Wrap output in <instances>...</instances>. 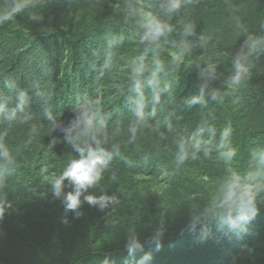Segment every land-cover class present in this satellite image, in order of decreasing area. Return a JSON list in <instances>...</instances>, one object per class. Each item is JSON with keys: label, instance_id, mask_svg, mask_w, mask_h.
Here are the masks:
<instances>
[{"label": "trees", "instance_id": "trees-1", "mask_svg": "<svg viewBox=\"0 0 264 264\" xmlns=\"http://www.w3.org/2000/svg\"><path fill=\"white\" fill-rule=\"evenodd\" d=\"M168 3L0 0V264H264V0ZM86 118L111 157L69 209Z\"/></svg>", "mask_w": 264, "mask_h": 264}, {"label": "clouds", "instance_id": "clouds-1", "mask_svg": "<svg viewBox=\"0 0 264 264\" xmlns=\"http://www.w3.org/2000/svg\"><path fill=\"white\" fill-rule=\"evenodd\" d=\"M181 0H169L167 10L169 12L176 10L180 7ZM22 5H17L12 8L11 11H6L2 15H0V22L7 20L10 16L20 11ZM171 31V27L169 25H165L160 23L159 21H155L149 25V33L153 40L157 39L159 36L165 34L166 32ZM190 31V29H189ZM246 58V57H245ZM235 68L237 70V75L233 77V84H238L239 80V72L242 69V64L237 61L235 64ZM82 135L89 136L92 141H95V147L92 144H86L84 147H80L77 145V150L80 153L79 159H73L64 169L61 175L55 178L52 181L53 188L55 194L60 196L63 194L64 181L67 178L69 183H75V191L68 192L64 195V199L67 201V208L69 209H77L81 201L82 193L90 186L94 185L97 181H99L102 177V173L105 168L108 166V159H110L111 154L107 153L104 148L100 147V141L96 138V136L92 132L91 128V118H86L85 120V128L81 132ZM227 133H225L226 135ZM74 139L70 138L69 143H72ZM183 152V149H182ZM0 155L7 156L6 152L0 153ZM234 153L229 154V158ZM184 159V155L181 154L178 157L179 161ZM260 175L257 173L255 175L248 174L245 177L244 184L242 185H231L226 182L224 189V207H226L229 211L236 210L240 214V218L242 220L251 219L252 214L256 211V204L254 202V192L251 186V180L255 179L256 176ZM233 188L236 191H233ZM110 199L106 196H95V195H85L84 200L88 201L91 204L99 203L101 208L105 206L106 201ZM3 209H0V215H2ZM80 213L77 212V216ZM135 246V242L130 247Z\"/></svg>", "mask_w": 264, "mask_h": 264}]
</instances>
